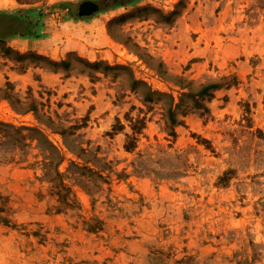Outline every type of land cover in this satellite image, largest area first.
Wrapping results in <instances>:
<instances>
[{
	"label": "rangeland",
	"instance_id": "rangeland-1",
	"mask_svg": "<svg viewBox=\"0 0 264 264\" xmlns=\"http://www.w3.org/2000/svg\"><path fill=\"white\" fill-rule=\"evenodd\" d=\"M82 1H0V264H264V0Z\"/></svg>",
	"mask_w": 264,
	"mask_h": 264
},
{
	"label": "crops",
	"instance_id": "crops-1",
	"mask_svg": "<svg viewBox=\"0 0 264 264\" xmlns=\"http://www.w3.org/2000/svg\"><path fill=\"white\" fill-rule=\"evenodd\" d=\"M1 1V0H0ZM3 7H5V4H3V3H1L0 4V9H5V8H3ZM7 9V8H6ZM191 12H192V14H194V19L198 22L197 24H196V28H195V30H198V35H197V37L195 38V39H192L193 40V45H194V49H193V51L191 52V54H194V53H198L199 51H200V48H205L206 46H209L210 45V43H209V45H207V37H206V32L208 31V30H210V29H212V27L211 26H209V24L207 23V22H205L204 21V17L202 18V19H200V17H201V13L202 12H200L199 10H197V9H195V10H191ZM203 16V15H202ZM217 24L218 25H220L221 24V20H219L218 22H217ZM217 24H216V26H217ZM15 39H13V41H14ZM27 40V39H26ZM30 41V39H28V42ZM13 43H18L17 41L16 42H13ZM24 43H27V41H24ZM30 44L32 43L31 41L29 42ZM19 44H20V42H19ZM15 45V44H14ZM29 72H26L25 74H23V75H21V74H16L14 77H15V79H23L24 80V78L23 77H29V76H27V75H29L28 74ZM44 74H47V72H44ZM20 77H22V78H20ZM1 84H3V80L0 78V85Z\"/></svg>",
	"mask_w": 264,
	"mask_h": 264
},
{
	"label": "trees",
	"instance_id": "trees-1",
	"mask_svg": "<svg viewBox=\"0 0 264 264\" xmlns=\"http://www.w3.org/2000/svg\"><path fill=\"white\" fill-rule=\"evenodd\" d=\"M41 8L39 7H34L31 8V11H37L38 14L42 15L41 13ZM24 11V10H23ZM15 15L16 13L14 12H8L6 10H1L0 9V17H5V16H10V15ZM18 16H21L24 20V27L20 30H15L13 31V33H10V37L16 36V35H20V36H27V37H39L42 35V29H43V20H30L28 19V17L24 14H17ZM16 16V15H15ZM0 38L4 39L5 38V34L2 32H0Z\"/></svg>",
	"mask_w": 264,
	"mask_h": 264
},
{
	"label": "water",
	"instance_id": "water-1",
	"mask_svg": "<svg viewBox=\"0 0 264 264\" xmlns=\"http://www.w3.org/2000/svg\"><path fill=\"white\" fill-rule=\"evenodd\" d=\"M98 3L93 0H84L79 4L78 13L80 15H88L98 10Z\"/></svg>",
	"mask_w": 264,
	"mask_h": 264
}]
</instances>
